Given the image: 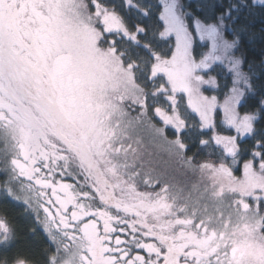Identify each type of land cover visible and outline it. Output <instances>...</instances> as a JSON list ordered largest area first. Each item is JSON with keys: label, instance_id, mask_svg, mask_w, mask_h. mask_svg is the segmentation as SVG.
I'll return each instance as SVG.
<instances>
[{"label": "snow or ice", "instance_id": "1", "mask_svg": "<svg viewBox=\"0 0 264 264\" xmlns=\"http://www.w3.org/2000/svg\"><path fill=\"white\" fill-rule=\"evenodd\" d=\"M0 264H264V0H0Z\"/></svg>", "mask_w": 264, "mask_h": 264}]
</instances>
